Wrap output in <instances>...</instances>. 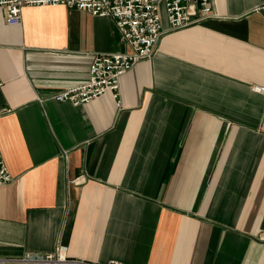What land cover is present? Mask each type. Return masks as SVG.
Masks as SVG:
<instances>
[{
  "label": "crops",
  "instance_id": "crops-1",
  "mask_svg": "<svg viewBox=\"0 0 264 264\" xmlns=\"http://www.w3.org/2000/svg\"><path fill=\"white\" fill-rule=\"evenodd\" d=\"M168 29L156 53L74 106L97 53L128 46L111 17L0 7V264L46 253L106 264H264V0ZM43 98V99H42Z\"/></svg>",
  "mask_w": 264,
  "mask_h": 264
},
{
  "label": "built area",
  "instance_id": "built-area-1",
  "mask_svg": "<svg viewBox=\"0 0 264 264\" xmlns=\"http://www.w3.org/2000/svg\"><path fill=\"white\" fill-rule=\"evenodd\" d=\"M161 4L165 8L170 31L218 17L215 0H0V7L4 9L6 21L10 25L21 23L24 7L37 5H66L115 20L121 40L128 50L95 54L85 82L51 95L58 102H70L74 106L90 102L107 90L119 98L120 78L138 62L150 59L157 51L158 42L164 33ZM257 87L264 93V87ZM12 180L13 176L0 154V186ZM15 261L20 264H99L70 257L67 246L61 241L50 252L28 253ZM106 264L125 263L110 260Z\"/></svg>",
  "mask_w": 264,
  "mask_h": 264
},
{
  "label": "bare ground",
  "instance_id": "bare-ground-1",
  "mask_svg": "<svg viewBox=\"0 0 264 264\" xmlns=\"http://www.w3.org/2000/svg\"><path fill=\"white\" fill-rule=\"evenodd\" d=\"M255 90H256L257 92L263 93V92H261V91L258 89V87H257V89H256V87H255Z\"/></svg>",
  "mask_w": 264,
  "mask_h": 264
},
{
  "label": "rangeland",
  "instance_id": "rangeland-1",
  "mask_svg": "<svg viewBox=\"0 0 264 264\" xmlns=\"http://www.w3.org/2000/svg\"><path fill=\"white\" fill-rule=\"evenodd\" d=\"M164 7V5L163 4H161V8H163Z\"/></svg>",
  "mask_w": 264,
  "mask_h": 264
}]
</instances>
